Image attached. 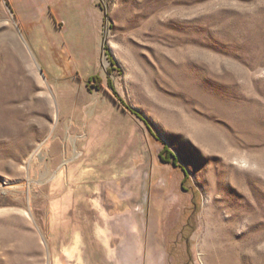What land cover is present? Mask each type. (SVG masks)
I'll return each instance as SVG.
<instances>
[{
  "label": "rangeland",
  "instance_id": "obj_1",
  "mask_svg": "<svg viewBox=\"0 0 264 264\" xmlns=\"http://www.w3.org/2000/svg\"><path fill=\"white\" fill-rule=\"evenodd\" d=\"M96 171L135 264H264V0H0V264H55Z\"/></svg>",
  "mask_w": 264,
  "mask_h": 264
},
{
  "label": "crops",
  "instance_id": "obj_2",
  "mask_svg": "<svg viewBox=\"0 0 264 264\" xmlns=\"http://www.w3.org/2000/svg\"><path fill=\"white\" fill-rule=\"evenodd\" d=\"M99 177L96 171L95 181L83 189L84 200L66 198L77 189V180L69 178L62 198L53 201L50 245L52 238L59 241L51 249L55 264H135V233H142V226L135 213L134 179L118 173H109L105 181Z\"/></svg>",
  "mask_w": 264,
  "mask_h": 264
},
{
  "label": "trees",
  "instance_id": "obj_3",
  "mask_svg": "<svg viewBox=\"0 0 264 264\" xmlns=\"http://www.w3.org/2000/svg\"><path fill=\"white\" fill-rule=\"evenodd\" d=\"M160 157L166 163H171V164L175 165L176 167L181 166L178 163L177 157L174 154V152L171 149H169L168 147H165L164 153H161Z\"/></svg>",
  "mask_w": 264,
  "mask_h": 264
},
{
  "label": "bare ground",
  "instance_id": "obj_4",
  "mask_svg": "<svg viewBox=\"0 0 264 264\" xmlns=\"http://www.w3.org/2000/svg\"><path fill=\"white\" fill-rule=\"evenodd\" d=\"M25 214L30 215L27 211L25 212Z\"/></svg>",
  "mask_w": 264,
  "mask_h": 264
}]
</instances>
